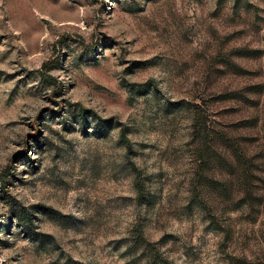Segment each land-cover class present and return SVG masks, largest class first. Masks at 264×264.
<instances>
[{"label": "rangeland", "instance_id": "obj_1", "mask_svg": "<svg viewBox=\"0 0 264 264\" xmlns=\"http://www.w3.org/2000/svg\"><path fill=\"white\" fill-rule=\"evenodd\" d=\"M0 264H264V0H0Z\"/></svg>", "mask_w": 264, "mask_h": 264}, {"label": "trees", "instance_id": "obj_2", "mask_svg": "<svg viewBox=\"0 0 264 264\" xmlns=\"http://www.w3.org/2000/svg\"><path fill=\"white\" fill-rule=\"evenodd\" d=\"M23 210H24V209H23ZM21 218H22V219H25V221L31 223L30 215L27 214V213H25V211H24V213L22 214Z\"/></svg>", "mask_w": 264, "mask_h": 264}]
</instances>
